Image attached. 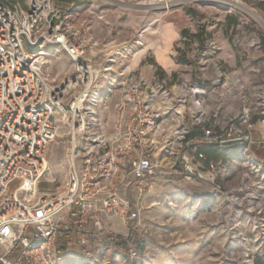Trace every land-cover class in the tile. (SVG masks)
Returning a JSON list of instances; mask_svg holds the SVG:
<instances>
[{
    "label": "built area",
    "instance_id": "1",
    "mask_svg": "<svg viewBox=\"0 0 264 264\" xmlns=\"http://www.w3.org/2000/svg\"><path fill=\"white\" fill-rule=\"evenodd\" d=\"M2 1L8 0H0V264H97L104 250L139 259L140 200L156 178L174 171L231 205H241L236 193L242 191L228 180L231 161L245 159L244 187L250 175L263 181L264 165L250 152L264 122V85L245 92L243 78L220 66L208 77L193 67L157 72L152 81L130 72L114 84V60L96 72L81 30L73 31L71 15L55 0H25V9ZM51 51L68 56L72 77L52 76ZM114 90L120 99L109 133L102 114ZM238 98L239 109L227 104ZM59 123L68 137L66 181L41 192ZM225 146H232L229 159L204 152L220 154ZM254 200L252 211L260 206Z\"/></svg>",
    "mask_w": 264,
    "mask_h": 264
},
{
    "label": "rangeland",
    "instance_id": "2",
    "mask_svg": "<svg viewBox=\"0 0 264 264\" xmlns=\"http://www.w3.org/2000/svg\"><path fill=\"white\" fill-rule=\"evenodd\" d=\"M15 1H2L1 4L26 8L25 0ZM55 1L64 14L71 15L73 31L80 28L81 37L88 44L87 59L96 72L112 59L114 65L117 56L91 50L94 42L91 22L84 20L79 27V0ZM173 1L177 2L174 8H167L165 0L148 6L147 29L151 31L158 25L159 21L152 24L162 13L178 9L187 14V11H194L188 14L192 17L189 36L180 42L183 50L178 62L186 66L184 73L197 67L208 77L220 66L227 74L243 78L245 92L255 93L264 85V0ZM143 26L142 23V30H146ZM200 32L203 39L194 36ZM50 54L52 76L58 82L72 77L74 65L68 56L61 51ZM235 103L239 109V98L227 104ZM263 125L264 122L257 125L256 138L264 136L260 128ZM58 129L59 136L48 150L50 170L41 182V192L55 191L66 181L68 137L62 123L58 124ZM231 147L225 146L222 153H215L216 156L231 158ZM250 155L263 166L264 143L255 144ZM246 170L245 159L230 162L228 180L237 190L242 187V191L236 193L241 205H231L228 199L216 197L207 184L188 182L172 170L169 177L156 178L140 200L144 229L137 236L144 243L141 257L131 259L126 254L104 250L97 264H264V178L260 175L263 181L259 182L257 175H250L248 186L244 187L241 175ZM255 196L260 206L252 211L256 206L252 204ZM169 199L173 201L171 206Z\"/></svg>",
    "mask_w": 264,
    "mask_h": 264
},
{
    "label": "crops",
    "instance_id": "3",
    "mask_svg": "<svg viewBox=\"0 0 264 264\" xmlns=\"http://www.w3.org/2000/svg\"><path fill=\"white\" fill-rule=\"evenodd\" d=\"M157 3L159 4V0H79V27L84 20L91 22V34L94 38L91 50L117 56L111 73L114 84L130 72H137L143 78L152 80L157 72L172 75L186 69L178 59L181 53L180 42L183 41L182 31L188 30L192 17L179 9L165 12L152 24L159 21L158 25L148 31V6ZM142 23L146 30H142ZM137 35L140 39L136 45ZM126 49L130 50L128 59L123 58ZM119 99L118 90H114L106 98L102 115L108 123L109 133ZM237 104L228 105L236 107ZM260 128L264 130V125ZM257 139L259 143H264V136ZM209 155L213 158L215 151ZM113 228L124 232L120 223H115ZM68 253L65 250V255ZM59 264H69V261L63 259Z\"/></svg>",
    "mask_w": 264,
    "mask_h": 264
},
{
    "label": "trees",
    "instance_id": "4",
    "mask_svg": "<svg viewBox=\"0 0 264 264\" xmlns=\"http://www.w3.org/2000/svg\"><path fill=\"white\" fill-rule=\"evenodd\" d=\"M188 12V14H194V11H187ZM202 32H200V33H197V34H195L194 36H196V37H203L202 36ZM189 36V31L188 30H184V31H182V38H187ZM201 39H203V38H201ZM212 151H214L213 149H204V152H205V154L208 156V158L209 159H215V158H212V157H210V152H212ZM216 156V155H215ZM216 157H218V155L216 156Z\"/></svg>",
    "mask_w": 264,
    "mask_h": 264
},
{
    "label": "water",
    "instance_id": "5",
    "mask_svg": "<svg viewBox=\"0 0 264 264\" xmlns=\"http://www.w3.org/2000/svg\"><path fill=\"white\" fill-rule=\"evenodd\" d=\"M233 143V142H232ZM231 142H228V143H225V145H229V144H232Z\"/></svg>",
    "mask_w": 264,
    "mask_h": 264
},
{
    "label": "bare ground",
    "instance_id": "6",
    "mask_svg": "<svg viewBox=\"0 0 264 264\" xmlns=\"http://www.w3.org/2000/svg\"><path fill=\"white\" fill-rule=\"evenodd\" d=\"M252 16H254L255 18H257L255 15L252 14Z\"/></svg>",
    "mask_w": 264,
    "mask_h": 264
}]
</instances>
